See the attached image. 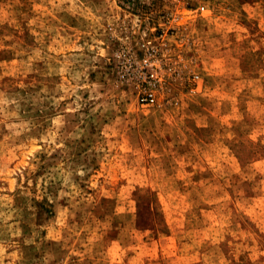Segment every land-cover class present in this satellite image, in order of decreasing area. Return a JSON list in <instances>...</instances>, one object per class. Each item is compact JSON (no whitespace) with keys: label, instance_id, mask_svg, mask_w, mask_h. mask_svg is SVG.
I'll return each mask as SVG.
<instances>
[{"label":"rangeland","instance_id":"374dc122","mask_svg":"<svg viewBox=\"0 0 264 264\" xmlns=\"http://www.w3.org/2000/svg\"><path fill=\"white\" fill-rule=\"evenodd\" d=\"M0 264H264V0H0Z\"/></svg>","mask_w":264,"mask_h":264},{"label":"built area","instance_id":"2783aa9c","mask_svg":"<svg viewBox=\"0 0 264 264\" xmlns=\"http://www.w3.org/2000/svg\"><path fill=\"white\" fill-rule=\"evenodd\" d=\"M146 80H148L149 83L154 82L153 84L155 85L156 81V73L153 70L146 71L145 77ZM150 89V88H149ZM147 90L143 89L138 95V103L141 106H150L153 105L156 101L155 95L151 92L146 93Z\"/></svg>","mask_w":264,"mask_h":264}]
</instances>
